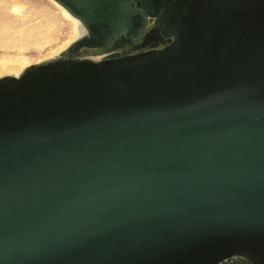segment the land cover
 Returning <instances> with one entry per match:
<instances>
[{
  "label": "water",
  "instance_id": "95a60500",
  "mask_svg": "<svg viewBox=\"0 0 264 264\" xmlns=\"http://www.w3.org/2000/svg\"><path fill=\"white\" fill-rule=\"evenodd\" d=\"M86 33L0 77V264H264V0H53Z\"/></svg>",
  "mask_w": 264,
  "mask_h": 264
},
{
  "label": "rangeland",
  "instance_id": "374dc122",
  "mask_svg": "<svg viewBox=\"0 0 264 264\" xmlns=\"http://www.w3.org/2000/svg\"><path fill=\"white\" fill-rule=\"evenodd\" d=\"M23 6V13L12 11ZM49 0H0V58L24 59L32 65L69 34V22Z\"/></svg>",
  "mask_w": 264,
  "mask_h": 264
},
{
  "label": "bare ground",
  "instance_id": "6f19581e",
  "mask_svg": "<svg viewBox=\"0 0 264 264\" xmlns=\"http://www.w3.org/2000/svg\"><path fill=\"white\" fill-rule=\"evenodd\" d=\"M57 10V15L61 16L63 19L67 20L70 25V31L65 40H63L59 45L50 48L44 53L43 61L81 37L86 33V29L83 24L78 21L74 16H72L68 11H66L62 6L53 0H49ZM12 11L17 14H22L24 9L21 5H13ZM39 61L37 63H40ZM34 63V64H37ZM29 64L24 59H10V58H0V77L5 75H13L19 71L24 70Z\"/></svg>",
  "mask_w": 264,
  "mask_h": 264
},
{
  "label": "flooded vegetation",
  "instance_id": "af4514ba",
  "mask_svg": "<svg viewBox=\"0 0 264 264\" xmlns=\"http://www.w3.org/2000/svg\"><path fill=\"white\" fill-rule=\"evenodd\" d=\"M216 264H248V260L238 256V255H234V256H230Z\"/></svg>",
  "mask_w": 264,
  "mask_h": 264
}]
</instances>
